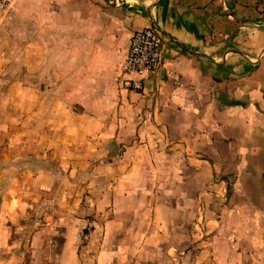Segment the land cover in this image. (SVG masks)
<instances>
[{
    "label": "crops",
    "instance_id": "obj_1",
    "mask_svg": "<svg viewBox=\"0 0 264 264\" xmlns=\"http://www.w3.org/2000/svg\"><path fill=\"white\" fill-rule=\"evenodd\" d=\"M12 2L0 13V264H20L14 230L56 191L89 217L58 264L80 260L85 229L101 234L98 260L264 264V0ZM145 28L160 32L163 63L132 92L118 70Z\"/></svg>",
    "mask_w": 264,
    "mask_h": 264
},
{
    "label": "rangeland",
    "instance_id": "obj_2",
    "mask_svg": "<svg viewBox=\"0 0 264 264\" xmlns=\"http://www.w3.org/2000/svg\"><path fill=\"white\" fill-rule=\"evenodd\" d=\"M59 177L61 179L60 186L62 185L61 190L71 186L68 180H66V176ZM56 197L57 191L44 198L45 200L40 208H34V210L27 215L24 222H22L24 228L14 230L13 239L23 242V245H21L20 249H17L15 254L17 257L21 258L20 264H58V257L61 255L64 248V238L67 236L69 227L73 225L76 217L79 215L85 214L86 219L89 218L87 213L80 212L78 214H73L71 211L60 208L56 204ZM86 203L88 204V202ZM83 205L84 204H82L81 210ZM88 205L86 207H88ZM48 221L51 223V226H48V230L41 231L43 232V246L38 245V247H31L29 240L38 233L39 228H43L41 225ZM98 221L103 222V218L100 217ZM99 236H101V234H91L90 230L87 235L81 233V240L78 243L80 260H78L76 264H131L130 261L125 262L120 259L115 262L107 261L106 258L98 260L99 251L104 250L101 248ZM9 251L10 249H1L0 259L7 257ZM143 263L150 264L148 261H143Z\"/></svg>",
    "mask_w": 264,
    "mask_h": 264
},
{
    "label": "built area",
    "instance_id": "obj_3",
    "mask_svg": "<svg viewBox=\"0 0 264 264\" xmlns=\"http://www.w3.org/2000/svg\"><path fill=\"white\" fill-rule=\"evenodd\" d=\"M13 7L12 0H0V13H7ZM164 44L160 32L155 28L137 30L132 38L126 60L118 70V84L132 92H142L145 78L157 72L162 66Z\"/></svg>",
    "mask_w": 264,
    "mask_h": 264
},
{
    "label": "trees",
    "instance_id": "obj_4",
    "mask_svg": "<svg viewBox=\"0 0 264 264\" xmlns=\"http://www.w3.org/2000/svg\"><path fill=\"white\" fill-rule=\"evenodd\" d=\"M88 233H89V230H88V229H85V230L82 232L83 235H87Z\"/></svg>",
    "mask_w": 264,
    "mask_h": 264
}]
</instances>
